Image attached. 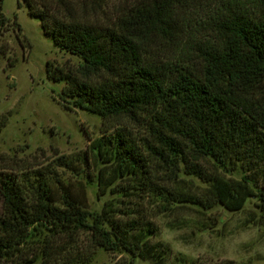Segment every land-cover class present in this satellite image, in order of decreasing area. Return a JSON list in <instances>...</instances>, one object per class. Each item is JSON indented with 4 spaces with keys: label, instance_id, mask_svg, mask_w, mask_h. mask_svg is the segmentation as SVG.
I'll return each mask as SVG.
<instances>
[{
    "label": "trees",
    "instance_id": "1",
    "mask_svg": "<svg viewBox=\"0 0 264 264\" xmlns=\"http://www.w3.org/2000/svg\"><path fill=\"white\" fill-rule=\"evenodd\" d=\"M185 1L140 0L105 25L87 18L103 0H22L42 34L80 60L72 73L46 62L47 77L64 84L60 99L100 118L138 122L148 152L198 179L212 204L237 212L253 198L264 219V0H216L208 31L197 39L182 28ZM5 22L0 15V29ZM4 122L0 116V128ZM108 143L125 171L149 187L124 137ZM228 165L240 168L238 179L220 173ZM173 197L203 205L193 196ZM0 200V264H89L97 250L124 253L129 264H166L171 255L166 244L150 241L148 223L122 221L107 203L95 212L68 194L57 200L44 182L22 188L1 178Z\"/></svg>",
    "mask_w": 264,
    "mask_h": 264
},
{
    "label": "rangeland",
    "instance_id": "2",
    "mask_svg": "<svg viewBox=\"0 0 264 264\" xmlns=\"http://www.w3.org/2000/svg\"><path fill=\"white\" fill-rule=\"evenodd\" d=\"M138 1L103 0L87 18L111 25ZM216 2L185 1L179 15L191 39L207 33L206 20ZM0 15L6 21L0 46L7 48L0 52V116L5 120L0 128V179L13 178L22 188L44 182L57 200L68 194L95 212L107 203L121 211L117 217L122 221L148 223L155 232L150 241L166 244L171 251L166 264H176L173 256L205 264H264V219L253 198L237 212L212 204L198 179L178 173L148 152L144 144L149 137L138 122L124 116L100 118L60 99L64 84L47 77L46 62L50 69L72 73L80 60L42 34L38 19L27 13L22 0H0ZM10 60H15L12 66L7 65ZM117 134L133 147L149 187L142 186L146 179L126 172L121 159L109 153L113 143L108 141ZM220 173L238 179L241 170L228 165ZM185 195L203 205L173 201V196ZM89 264H129V256L97 250ZM132 264L147 262L135 258Z\"/></svg>",
    "mask_w": 264,
    "mask_h": 264
}]
</instances>
